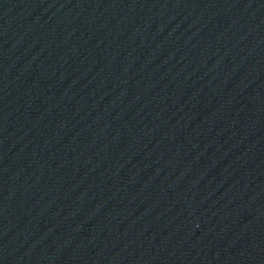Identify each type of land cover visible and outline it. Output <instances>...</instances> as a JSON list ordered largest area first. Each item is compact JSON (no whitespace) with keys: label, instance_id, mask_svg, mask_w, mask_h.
Listing matches in <instances>:
<instances>
[{"label":"water","instance_id":"obj_1","mask_svg":"<svg viewBox=\"0 0 264 264\" xmlns=\"http://www.w3.org/2000/svg\"><path fill=\"white\" fill-rule=\"evenodd\" d=\"M0 264H264V0H0Z\"/></svg>","mask_w":264,"mask_h":264}]
</instances>
